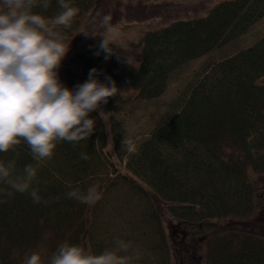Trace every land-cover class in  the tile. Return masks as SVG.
I'll use <instances>...</instances> for the list:
<instances>
[{
  "label": "trees",
  "instance_id": "trees-1",
  "mask_svg": "<svg viewBox=\"0 0 264 264\" xmlns=\"http://www.w3.org/2000/svg\"><path fill=\"white\" fill-rule=\"evenodd\" d=\"M97 1L68 0L79 11L60 29L66 42L90 20ZM35 11L52 18L60 9L50 0L46 10ZM263 18L264 0H225L202 17L146 31L133 66L118 48L107 59L97 55L100 43L78 52L74 62L84 81L92 68L101 81H116L120 90L106 104L112 110L159 98L176 72L240 39ZM89 115L96 123L87 140L61 141L52 158L40 162L32 185L39 203L27 192L0 194V264H22L41 246L50 256L62 242L97 253L114 247L117 232L90 221L89 205L66 193L96 185L103 199L117 176L140 202L136 238L120 239L149 255L135 264H175L170 237L193 244L200 264H264V202L253 184V176L264 175V35L194 73L130 153L121 121L110 115L107 128L97 111ZM9 160L17 174L36 164L24 142L0 153V162Z\"/></svg>",
  "mask_w": 264,
  "mask_h": 264
},
{
  "label": "clouds",
  "instance_id": "clouds-1",
  "mask_svg": "<svg viewBox=\"0 0 264 264\" xmlns=\"http://www.w3.org/2000/svg\"><path fill=\"white\" fill-rule=\"evenodd\" d=\"M57 3L60 11L48 18L35 9L46 10L50 0H0V153L24 142L36 161L35 166L25 165L20 174L16 173L15 160L0 162V184L12 190L0 188V194L27 192L36 203L40 196L32 185L40 162L51 159L61 141L87 140L96 123L89 114L120 90L110 76L101 81L97 68H92L87 80L74 88L60 80L59 68L70 48L60 29L69 28L79 10L68 0ZM101 26L104 33L96 54L104 52L107 59L115 48L122 47L129 53L126 62L133 66L135 56L117 43L110 15L102 17ZM108 114L102 110L99 113L105 122ZM81 159H88L87 154L81 153ZM66 195L88 205L102 198L96 185L85 191L74 188ZM131 247L117 240L114 247L97 253L91 246L62 242L50 256L41 246L26 255L22 264H135L139 254Z\"/></svg>",
  "mask_w": 264,
  "mask_h": 264
},
{
  "label": "rangeland",
  "instance_id": "rangeland-1",
  "mask_svg": "<svg viewBox=\"0 0 264 264\" xmlns=\"http://www.w3.org/2000/svg\"><path fill=\"white\" fill-rule=\"evenodd\" d=\"M222 1L225 0H98L90 20L68 42L70 43L69 51L59 68L60 80L69 88H74L78 83L84 82L81 69L74 62V57L78 52L88 51L101 42L102 37L100 35L104 33L101 19L105 15L111 16V24L116 27L117 43L122 44L137 57L140 39L146 31L164 26L175 19L202 17L213 6ZM263 35L264 18L251 27L240 39L191 61L176 72L171 77L166 91L159 98L117 105L112 110L106 104H102L100 109L96 111L100 113L102 110L109 113L107 122L104 121L107 128L110 115L122 122L126 128V146L130 153L148 135L155 122L165 113L168 105L194 73L252 45ZM118 50L127 59L129 53L122 47H118ZM253 177V184L259 200L262 199L264 202V175ZM113 178L114 180L117 178V181L112 188L106 190L107 194L104 198L93 205H89L88 218L92 222L93 220L98 221L102 227L107 226L113 232H117V240L122 239L123 236L136 238L132 235L133 224L140 217V202L126 193L125 189L127 188L118 176ZM165 229L169 232L167 226ZM170 240L177 255L175 264L198 263V252L193 251L195 248L193 244L187 241L176 242L173 237H170ZM131 251L138 253L139 258L150 260L149 255L141 253L142 249L137 246H132ZM151 262L153 264V261Z\"/></svg>",
  "mask_w": 264,
  "mask_h": 264
}]
</instances>
